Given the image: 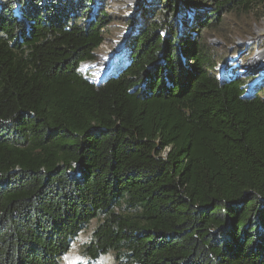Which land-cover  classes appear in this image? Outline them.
Segmentation results:
<instances>
[{
	"label": "trees",
	"instance_id": "trees-1",
	"mask_svg": "<svg viewBox=\"0 0 264 264\" xmlns=\"http://www.w3.org/2000/svg\"><path fill=\"white\" fill-rule=\"evenodd\" d=\"M257 6H144L95 84L79 67L114 20L105 0H0V264H61L96 218L92 260L264 264V93L217 77L206 37Z\"/></svg>",
	"mask_w": 264,
	"mask_h": 264
},
{
	"label": "rangeland",
	"instance_id": "rangeland-1",
	"mask_svg": "<svg viewBox=\"0 0 264 264\" xmlns=\"http://www.w3.org/2000/svg\"><path fill=\"white\" fill-rule=\"evenodd\" d=\"M105 1L114 20L106 29L105 42L101 45L96 60L84 62L79 67V71L84 76L94 74L92 67L86 68V64L92 63L93 68L96 69L103 68L107 66L105 57L111 58L116 50L119 51L115 56L114 65L117 62H124L127 59L124 58L127 41L142 17L143 7L157 6V0ZM204 10L203 7L198 6L190 9L189 15L196 19ZM222 19L223 23L218 29L206 33L207 41L218 60L216 76L223 78L224 75L236 73L248 82L245 96L259 90H263V94L264 66L251 63L256 60V55L264 51V8L257 6L248 12L222 14ZM101 220L102 218L92 220L75 238L69 252L61 258V264H121L117 261L115 252H109L97 260H92L84 254V246L92 239L93 232Z\"/></svg>",
	"mask_w": 264,
	"mask_h": 264
},
{
	"label": "bare ground",
	"instance_id": "bare-ground-1",
	"mask_svg": "<svg viewBox=\"0 0 264 264\" xmlns=\"http://www.w3.org/2000/svg\"><path fill=\"white\" fill-rule=\"evenodd\" d=\"M119 51V50H118ZM117 50H116V52H114L113 54H112V56H111V58H109V57H105V60L107 61L106 63H107V66H105V67H103V68H99V69H96V68H93L94 67V65L92 64V63H89V64H84L85 66H86V68H87V66L88 67H92V69H93V73L95 72L96 73V75L95 76H97L96 77V79L95 80H97V81H100L101 80V78L104 76V74L109 70L108 68H110V65L111 64H113L114 63V60H115V56H116V54H117V52H118ZM115 54V55H114ZM256 58V60L253 62L252 61V65H262V66H264V51L263 52H261V54L260 55H257V56H255ZM91 62V61H90ZM96 64V63H95ZM96 66V65H95ZM113 66V65H112Z\"/></svg>",
	"mask_w": 264,
	"mask_h": 264
},
{
	"label": "water",
	"instance_id": "water-1",
	"mask_svg": "<svg viewBox=\"0 0 264 264\" xmlns=\"http://www.w3.org/2000/svg\"><path fill=\"white\" fill-rule=\"evenodd\" d=\"M120 54V53H119ZM257 56V55H256ZM83 64V63H82ZM108 69H110V68H108ZM112 69V68H111ZM112 71H113V69L112 70H108L106 73H105V75L102 77V80H100V81H97V80H95L96 79V77L97 76H85L86 78H88L91 82H93V83H95V84H100L102 81H104L106 78H107V76H109L111 73H112ZM95 73V72H94Z\"/></svg>",
	"mask_w": 264,
	"mask_h": 264
},
{
	"label": "clouds",
	"instance_id": "clouds-1",
	"mask_svg": "<svg viewBox=\"0 0 264 264\" xmlns=\"http://www.w3.org/2000/svg\"><path fill=\"white\" fill-rule=\"evenodd\" d=\"M88 62H90V61H88ZM84 63V62H83ZM82 64V63H81ZM95 74V73H94ZM93 75L91 74V77H92Z\"/></svg>",
	"mask_w": 264,
	"mask_h": 264
},
{
	"label": "built area",
	"instance_id": "built-area-1",
	"mask_svg": "<svg viewBox=\"0 0 264 264\" xmlns=\"http://www.w3.org/2000/svg\"><path fill=\"white\" fill-rule=\"evenodd\" d=\"M96 75V73L95 74H93V76H95Z\"/></svg>",
	"mask_w": 264,
	"mask_h": 264
}]
</instances>
